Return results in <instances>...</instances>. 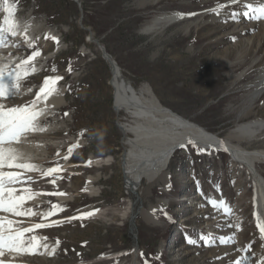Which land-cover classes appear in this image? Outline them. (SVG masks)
Segmentation results:
<instances>
[{"label": "rangeland", "instance_id": "1", "mask_svg": "<svg viewBox=\"0 0 264 264\" xmlns=\"http://www.w3.org/2000/svg\"><path fill=\"white\" fill-rule=\"evenodd\" d=\"M228 2L0 0L5 37L0 46V109L30 108L46 77L63 78L49 96L63 100L37 110H43L37 130L0 145L23 154L16 163L36 166L8 167L5 161L0 171L17 173L18 179L12 184L5 180V185L15 189V197H25L19 210L34 213L20 215V223H5V230L31 227L24 234L25 246L38 245L28 251L5 247L1 258L24 264H132L136 232V257L142 264H261L264 234L258 224L263 223L255 209L253 179L230 167L226 152L189 145L171 160L167 190L157 181L146 195L131 197L122 165L126 145L120 124L126 113L113 106L114 69L108 54L135 88L150 85L162 103L220 136L254 115L264 116V94L256 99L255 114L239 116L250 98L243 85L264 65V39L252 47L243 39L252 32L259 40L262 30L254 26L250 32L241 29L246 24L242 20H231L236 12L253 7L214 9ZM175 11L187 16L161 21L158 31L142 30L154 15ZM9 18L15 20V36L10 23L6 26ZM35 51L40 54L18 67ZM240 71L243 80H234ZM53 167L58 171L46 174ZM259 169L264 173L263 162ZM159 198L169 203L160 206L159 223H154L146 215ZM131 202L138 203L133 231V210L127 212ZM53 205L59 208L46 216ZM78 213L92 215L72 217ZM37 223L50 226L35 229Z\"/></svg>", "mask_w": 264, "mask_h": 264}, {"label": "bare ground", "instance_id": "2", "mask_svg": "<svg viewBox=\"0 0 264 264\" xmlns=\"http://www.w3.org/2000/svg\"><path fill=\"white\" fill-rule=\"evenodd\" d=\"M146 1L155 2L157 0H142V3ZM234 5H251V7H253V10L250 9L251 11L243 10L239 13L236 12V14L231 17V20H242L241 24L243 22L246 24H244L241 29H249L250 32L254 29V26L260 27L262 36L260 35L259 40H257L259 34L252 32L247 34L243 39V41L247 43V46H256V42L260 43L264 39V18L256 19L255 17L258 13L255 9L264 5V0H230V2L217 6L214 9L231 8ZM186 16L187 14L181 11L156 14L149 19L142 30L144 32L157 30L158 25L161 26L160 23L163 20H179ZM9 23L10 25L8 26L10 28V26L15 23V20L9 18L6 26ZM29 32L30 31L26 29L28 36ZM108 57L112 63V69H114V77L112 79L113 106L117 110H124L126 113L125 121L120 124V128L124 133L123 143L126 145V150L123 153L122 165L124 166V176L126 178L127 188L131 191V197L134 196L135 198L136 193H138L136 196L137 198L140 197V195H146L145 192L148 187L157 181L161 182L163 190L169 188L171 175L168 168L177 150L189 145H196L215 152L221 150L229 154L230 167H238L240 173L245 172L247 178L251 177L253 179L256 189V195L254 197L256 203L255 209L257 210L258 217H260L259 219L264 224V173L259 169V163H264V116L254 115V117L244 122L239 124L236 123L237 125L235 127L233 126L224 136H220L218 133L208 130L201 124L192 121L162 103L150 85L143 84L141 87L135 88L130 82L122 78L123 74L120 73L119 65L115 63L112 56L108 54ZM254 61L255 58L252 59L251 63H255ZM243 74V71H240L236 75H233L235 76L234 80L242 81ZM243 86L246 90L250 91V98L247 104L239 110V116L246 119V117L255 114L253 111L256 99L264 94V65L259 68L256 76L250 81L245 82ZM49 96L46 99L41 97L36 100L35 110H39L45 106L50 108L52 105H59L63 100L59 97L49 98ZM49 110L50 109H48V111ZM254 140L261 142L257 145H253L251 141ZM189 141H194V143H189ZM181 145L186 146L181 147ZM108 162L109 161L106 163ZM143 183L144 186H142ZM188 199L189 197L184 198V200ZM168 203L169 200L166 198H159L158 204L153 205L154 208H150L147 211V219L151 222L159 223V219L157 218L159 208L161 205L165 206ZM137 207V202L136 204L131 202L127 212L130 213L133 210L132 213H134ZM83 214L84 213H78L72 217H81ZM0 217L4 218L5 221L12 220L14 222L13 224L19 222L18 220L22 222L21 219H19L20 217L16 214L8 215V213L4 214L0 212ZM185 220L186 219L182 218L181 224L183 221L185 222ZM135 246L134 244L132 264H142L138 257H135L136 253L138 256L139 251ZM1 260L4 261L6 259L0 256V261ZM18 260L19 259L16 258V260L12 261L10 264H24L21 262L22 260Z\"/></svg>", "mask_w": 264, "mask_h": 264}, {"label": "snow or ice", "instance_id": "3", "mask_svg": "<svg viewBox=\"0 0 264 264\" xmlns=\"http://www.w3.org/2000/svg\"><path fill=\"white\" fill-rule=\"evenodd\" d=\"M249 7H251V5H249ZM9 11H11V9H9ZM255 11L258 13V15L255 17L256 19L264 18V5H261L260 7L256 8ZM14 29H15V25L13 24L9 28V31L13 36L17 34ZM2 33L3 30L0 29V46L5 45V37L3 36ZM53 39H55V37H53ZM39 54L40 53L38 51L33 52L32 56L23 60L21 62V65H19L18 67H23L24 65H27L29 61H31L35 56H38ZM32 70L34 71L35 69L33 68ZM17 78H19V76ZM61 79L63 78L60 76L46 77L44 80V86L41 87L39 93H37V99L40 98L41 94H43L45 99L49 95H51L56 90L55 89L56 82ZM50 82L52 84V87H49ZM42 111L43 110L40 111L35 110V102H33L30 108L29 107L10 108L7 109L6 111L0 109V145H3L6 141L11 142L17 140V138L20 137L22 133L28 131H36L37 130L36 120L37 117L42 114ZM65 115H67V113H65ZM189 143H194V141H189ZM185 146L186 145H181V147H185ZM72 150L73 148L70 147L68 149L69 153H71ZM22 155H23L22 153H18L17 150L15 149L8 148L7 150H5L4 148L0 147V167H3L5 161H7L8 167H15L21 169H34L36 166L33 164L16 163L17 159L19 157H22ZM57 171H58L57 167L49 168L46 174L55 173ZM17 179H18L17 173L0 171V210L14 212L18 216L26 215V214H34L31 212L26 213L24 211L19 210V206L20 204H22L25 197L24 196L15 197L13 195L15 189L11 187H6L5 185V180L7 181L8 184H12ZM4 193L8 194L7 198L4 197ZM57 194H62V193H52V195H57ZM57 208H59L58 205H53V211L47 213L46 216L53 215L54 210ZM225 210L231 211V208L225 204ZM83 215H92V213H84ZM5 223L11 226L14 222L12 220L5 221L4 218L0 217V249L7 247L10 250L28 251L37 248L38 245L36 243H30L28 247L25 246L24 234L33 231V228L26 227L16 230L15 232L6 231L4 228ZM49 226L50 225L44 223H37L34 225V228L40 229ZM258 227L260 232L264 234V224H258ZM30 239L31 241L37 240L35 236L31 237ZM40 239H46V238H40ZM221 242H226V241H224L222 238ZM56 243L59 244V241L57 240ZM189 243H196V241L189 239ZM44 247L47 248V245H44ZM248 247L250 248L251 245L249 244ZM54 251L55 249H53V252ZM2 254L3 253L0 252V255ZM236 264H240V262L237 261ZM261 264H264V260L261 261Z\"/></svg>", "mask_w": 264, "mask_h": 264}, {"label": "water", "instance_id": "4", "mask_svg": "<svg viewBox=\"0 0 264 264\" xmlns=\"http://www.w3.org/2000/svg\"><path fill=\"white\" fill-rule=\"evenodd\" d=\"M124 155V154H123ZM135 216H136V214H135V212L134 213H131V216H130V228H131V230L133 231L134 230V228H135ZM134 236V243H135V245L137 246L136 248H138V243H137V233L135 232L134 234H133ZM137 256V253H136V255H135V257Z\"/></svg>", "mask_w": 264, "mask_h": 264}, {"label": "built area", "instance_id": "5", "mask_svg": "<svg viewBox=\"0 0 264 264\" xmlns=\"http://www.w3.org/2000/svg\"><path fill=\"white\" fill-rule=\"evenodd\" d=\"M114 61H115V63H117L116 60H114Z\"/></svg>", "mask_w": 264, "mask_h": 264}]
</instances>
